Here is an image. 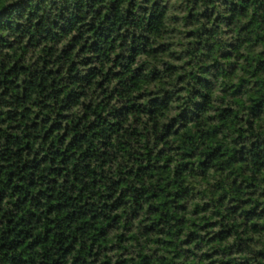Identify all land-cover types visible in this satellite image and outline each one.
Returning <instances> with one entry per match:
<instances>
[{
	"label": "trees",
	"instance_id": "16d2710c",
	"mask_svg": "<svg viewBox=\"0 0 264 264\" xmlns=\"http://www.w3.org/2000/svg\"><path fill=\"white\" fill-rule=\"evenodd\" d=\"M0 264H264V0H0Z\"/></svg>",
	"mask_w": 264,
	"mask_h": 264
}]
</instances>
